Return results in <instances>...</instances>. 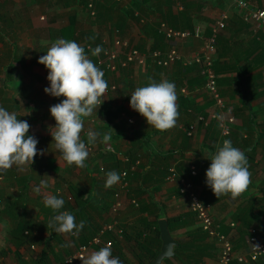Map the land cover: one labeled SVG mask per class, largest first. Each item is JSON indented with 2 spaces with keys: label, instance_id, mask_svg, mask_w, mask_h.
<instances>
[{
  "label": "crops",
  "instance_id": "1",
  "mask_svg": "<svg viewBox=\"0 0 264 264\" xmlns=\"http://www.w3.org/2000/svg\"><path fill=\"white\" fill-rule=\"evenodd\" d=\"M88 1L91 0H35L32 4L24 0L23 14L28 16L24 23L18 19L21 16V0H16L18 8L14 20L9 21L7 14L3 16L2 12L0 43H5L3 32L6 30L21 37L23 46L39 50L32 52L33 55L28 58L16 56L18 58L13 57L14 60L1 62L0 88L4 87V91H1L3 100L0 107L29 123L28 135L38 140V153L43 151V155L34 157L29 170L19 171L13 166L0 174V264H37L36 260L44 248L50 250L49 264H60L75 253L85 238L94 234L95 227L100 228L113 218L126 228L130 236H116V242L113 241L111 247L113 256L118 257L122 264H150L138 263L139 258L145 257L140 248L143 239L149 238V251L157 249L155 236H136V231L145 226L144 220L157 222L159 226L161 218L169 220L191 214L188 199L179 193L177 181H167L172 166L182 176L191 179V175L194 176L192 181L202 199L213 207L219 232L244 253L252 229L264 235V28L253 30L244 21L242 11L230 0H181L182 8L175 0H92L98 9L96 16L91 15L85 5ZM249 1L254 7L264 8V0ZM33 7L37 8L36 13H29L27 10ZM104 7L108 12H103L105 16L102 17ZM72 11L77 12V33L89 35H85L78 44L94 64L99 61L100 55L92 56L91 51H87V43L94 48L99 45L104 49L109 44L116 49V41L124 39L129 41L130 47L146 55L144 65L132 64L118 73L105 76L108 85H115L116 88L102 97L104 101L97 113L84 118L81 139L85 143L89 129L101 134L93 145L95 151L89 152L85 168L66 166L55 148L50 131H53L51 127L56 121L50 114V107L65 97L45 93L44 89L50 86L48 69L38 63L52 43L63 38L61 29L69 24ZM163 21L176 30L190 32V35L182 39L166 38L158 30ZM220 21L225 23V27L217 35L214 71L221 96L236 119L228 138L221 134L219 121L212 117L214 99L199 88L204 79L194 62L212 28ZM25 34L29 36L27 40ZM69 35L66 33L65 39L73 40ZM93 35L99 41H94ZM27 41L28 44L25 43ZM17 46L16 43L12 45L13 48ZM172 46L177 47L181 57L169 66L159 65L151 52L160 49L164 54ZM13 67L14 70L10 71L9 68ZM150 79L157 83L166 79L176 86L179 118L171 130H155L147 124L146 118L130 107L132 92L137 87L147 86ZM183 87L188 89V93H182ZM7 92H13L9 97L11 100L19 95L15 101L19 103L11 106L6 98ZM24 98L32 101L31 107L24 103ZM37 101L39 105H36ZM19 109H22L21 114H17ZM201 114L206 117L207 124L197 120ZM191 123H196V128L189 135L187 129ZM104 133H111L109 144L115 152L106 149L109 144L102 142ZM224 140H230L234 147L244 152L251 173L248 189L236 200L230 196L218 199L206 184V170L211 164L208 158L217 151L218 145L222 146ZM129 154L135 158L134 162L140 161L137 167L136 162L130 166ZM128 167L131 170L128 186L124 187L120 180L113 187L105 188L107 172L121 174ZM143 168L145 177H141ZM41 180L49 183L43 192L65 201L61 211L73 213L77 224L81 220L86 222L79 236L56 234L53 229L47 228L55 213L44 206L43 194L33 192ZM117 192L121 194L123 204L113 214L111 206ZM131 198L137 199L139 205H133ZM21 213L31 228L29 233L26 232L28 238L25 244L17 247L13 243L12 231L22 217ZM184 223L186 225H181ZM134 225H137L135 229ZM197 228L200 227L194 218L186 217L179 223H173L170 227L173 237L178 244L189 247L184 251L183 259V255L173 256L161 264H215L221 243L203 232H196ZM203 236L206 237L204 240L201 239ZM201 245L210 248L199 249ZM99 249L97 245H92L86 253L88 255ZM231 264H264V256L256 261H234Z\"/></svg>",
  "mask_w": 264,
  "mask_h": 264
},
{
  "label": "clouds",
  "instance_id": "2",
  "mask_svg": "<svg viewBox=\"0 0 264 264\" xmlns=\"http://www.w3.org/2000/svg\"><path fill=\"white\" fill-rule=\"evenodd\" d=\"M87 8L91 15H97L96 10H93L96 9L93 2L87 4ZM87 48L89 51L91 50L92 56H97L103 51L99 45L93 49L90 48V45H87ZM100 57L98 56L99 61L104 58V56ZM99 61L94 64L81 45L73 40L63 38H59L52 43L46 54L38 60V63L48 69L47 80L50 82V86L44 89L45 93L53 97H65L60 103L50 107V114L56 121L55 126L51 127L53 131L50 132L56 150L61 154L62 160L66 162L68 167L75 165L78 168H85L87 166L85 161L89 156V152L95 151L93 145L101 134L89 129L86 133L87 142L85 143L81 139V133L84 131V118L92 116L94 112L97 113L98 108L104 101L102 97L106 92L116 88L115 85L114 87L108 85L105 76L118 73L121 69L135 64L131 63L127 66L118 64L116 70L104 73ZM17 98H19V95ZM177 100L176 86L173 82L165 79L157 83L150 79L147 86L137 87L132 92L130 107L146 118L149 126L159 132H165L176 126L179 118ZM30 127L26 120H20L14 112H9L4 107H0V174L7 172L13 166L19 171L29 170L34 163V157L38 154L43 155V151L38 153V140L32 135H28ZM111 139V133H104L102 136L104 144H109ZM88 145H92L94 150H88ZM106 149L115 152L111 144L107 145ZM208 159H210L211 164L206 170V184L218 199L221 196H230L232 200H236L248 189L251 183V173L247 157L243 151L234 147L230 140H224L222 146L218 145L217 151L211 154ZM137 162L139 163L137 164ZM139 164L140 161H136L135 167ZM127 179L129 184L128 175ZM120 180L121 174L115 171L107 172L105 188L113 187ZM167 181H169L168 178ZM48 187V181L41 180L40 184L33 188L35 194H43L44 206L55 213L49 220L47 228L53 229L56 234L79 236L86 222L81 220L77 224L73 213L61 211L65 201L62 198H57L56 195L43 192ZM114 219L102 226L100 234L109 231L108 229L104 230V227ZM118 227L121 228L120 225ZM261 237H264V235ZM107 242L104 241L102 246L105 247L98 251H93L85 257H79L82 264H122L118 257L113 256L111 244L106 246ZM253 251H260L259 245L253 246Z\"/></svg>",
  "mask_w": 264,
  "mask_h": 264
},
{
  "label": "built area",
  "instance_id": "3",
  "mask_svg": "<svg viewBox=\"0 0 264 264\" xmlns=\"http://www.w3.org/2000/svg\"><path fill=\"white\" fill-rule=\"evenodd\" d=\"M230 1L242 10V17L244 21L249 23L253 30L259 31L260 29L264 28V8H256L248 0ZM176 2L178 7L182 8L181 1L176 0ZM224 26L225 23L220 21L216 26L213 27L211 36L206 40L202 52L195 56L194 62L198 65L199 72L205 79V91L211 97V99L213 98L215 101V109L213 110L212 117L219 121L221 134L225 138H228L232 134L236 119L233 111L228 107L225 99L221 96L217 75L213 68L214 55L216 52V36L219 30ZM158 30L168 39H182L190 35V32L188 31H179L169 27L165 21L160 24ZM116 44L118 48L120 47L119 49H114L112 46L107 44L104 52V58L99 61L104 73L116 70L118 68V64H121L122 66H127L131 63L144 65L146 61V55L144 52H141L135 47H130L129 41L124 39L117 40ZM151 53L155 61L162 66H169L181 57V53L176 46H172V48L164 54L158 50L152 51ZM181 91L182 93H188V89L186 87H183ZM129 120L133 122L132 119ZM197 120L204 121L206 124L208 123L206 117L202 114L199 115ZM195 128L196 123H191L187 129L188 134L192 135ZM88 150L93 151V146L88 145ZM138 163L139 162H137V164ZM127 175V170H123L121 172V182L124 187L128 186ZM167 178L173 183L177 181V186L180 193L188 199V211H192L196 215L199 227L205 231L210 238L212 237L217 239L221 243L220 253L215 264H230L233 261H238L241 263L256 261L264 255V237L259 235L257 229L251 230L246 251L241 253L234 248V245L230 239H228L223 233L219 232V225L215 222L211 203H208L202 199L200 192L192 179L190 177L180 175L175 166L169 168V175ZM130 201L136 206L139 205L137 199H130ZM122 204L121 194L117 192L115 194V201L111 206V212L115 214L120 209ZM118 224L119 222L115 218L111 223L104 227V230L108 229L116 231L117 234L121 236L122 229L118 227ZM102 243L103 242L100 236H96L89 244H81L75 253L72 256L66 258L61 264H82V260L79 257L87 256L86 251L88 247L91 246V244ZM108 244H111L112 246V241H108L106 246ZM255 245H259L260 251H253V246Z\"/></svg>",
  "mask_w": 264,
  "mask_h": 264
},
{
  "label": "trees",
  "instance_id": "4",
  "mask_svg": "<svg viewBox=\"0 0 264 264\" xmlns=\"http://www.w3.org/2000/svg\"><path fill=\"white\" fill-rule=\"evenodd\" d=\"M93 2V4H95V2L94 1H88L85 5H87V4H89V3H92ZM95 6H96V4H95ZM93 10H96V12H97V14H98V9H97V7H96V9H93ZM107 9H105V7H104V10L101 12V16L102 17H104L105 16V13L106 12H108V11H106ZM100 12H99V14H100ZM103 12H105V13H103ZM71 14H70V19H69V24L67 25V26H64V27H62V29H61V33H62V35H64L63 36V39H65V34L67 33V34H70L69 36L73 39V41H75V42H77V43H80L81 41H82V39L83 38H85V35L86 36H89L87 33L86 34H84V35H81L80 33H77V20H76V16H77V12L76 11H72V12H70ZM0 19H1V15H0ZM172 28V27H171ZM174 29V28H173ZM162 34V33H161ZM164 35V34H163ZM84 36V37H83ZM94 41H99V39H98V37H96V36H94L93 35V38H92ZM91 41V40H90ZM87 45H89V43H87ZM87 45H86V48H87ZM90 48L91 49H93L94 47L92 46V45H90ZM103 49V48H102ZM105 49H106V47L103 49V51H101V53H99L98 55H100L101 57L102 56H104V52H105ZM87 51H89V49L87 48ZM91 51V50H90ZM158 51H160V49L158 50ZM161 52V51H160ZM100 57V58H101ZM23 59V58H22ZM124 69V68H123ZM203 79H204V77H203ZM204 85H205V79L203 80V84H202V86L201 87H199V88H201V89H203L204 90V92L205 93H207L206 91H205V88H204ZM6 88V87H5ZM1 91H4V87H2V88H0V102H1V100H3L2 99V93H1ZM208 95V94H207ZM135 154V153H134ZM135 157H136V155H135ZM129 159H130V166L131 165H134V163L136 162H134V159L135 158H133V155H130L129 154ZM129 169H127V172H128V177H129V171H131L130 170V167H128ZM143 172L144 173H142L141 174V177H145V176H147V175H145V171H144V168H143ZM191 177H192V180L194 181V179H193V177L194 176H192L191 175ZM144 181H146V178H144L143 179ZM194 184H195V182H194ZM1 201H2V199H1ZM191 214H187V215H185L184 217L183 216H176V217H172V218H169V222H170V227L172 228V226H173V223H176V222H180V220H182V219H184V218H189V219H192V218H194L196 221H197V219H196V215L192 212V211H189ZM21 215H22V217L19 219V221L16 223V225H15V227L13 228V231H12V238H13V243H14V245L15 246H20L21 244H25V242H26V240H27V238H28V236L26 235V232H30V225L28 224V221L27 220H25V219H23V216H25L23 213H21ZM145 221V222H144ZM143 222L145 223V226H143V229L142 230H138V231H136V236L138 237V238H145V237H143V234H146L147 236L149 235V236H155L156 238H157V249L155 250V251H149V244H150V241H149V238L147 237V238H145V239H143V241H142V243H141V245H140V248L142 249V251L144 252V254H145V257H142V258H139V262L138 263H143V262H149V263H151V261L158 255V253H159V251H160V243H161V238H160V229H159V226H158V223L157 222H155V223H150V222H146V220H144ZM186 223H188V222H186ZM186 223H184V224H181V225H186ZM137 227V225H134V229ZM101 228L102 227H100V228H96L95 227V229H94V234L93 235H91V236H89V237H87V238H85V240H83L80 244H79V246L81 245V244H88L91 240H93V238L94 237H96V236H100L101 237V239L102 240H104L105 242L106 241H109V240H111V241H114V242H116V236H117V234H116V231H113V230H109V231H104L103 233H101L100 234V230H101ZM122 228V227H121ZM126 228H122V230H123V237H125V238H129L130 236L128 235V233H127V231L125 230ZM196 232H203L204 234H205V236H207L208 234L205 232V231H203L202 229H200V228H197V231ZM100 234V235H99ZM205 236H203L201 239L202 240H204L206 237ZM91 238V239H90ZM90 239V240H89ZM47 241V240H46ZM103 241V242H104ZM78 246V247H79ZM97 247L98 248H102V247H105V246H102V244H99V245H97ZM188 247L189 246H186L185 244H183V243H179L178 244V246L176 247V249H175V256H178L179 257V255H183V253H184V251H187V249H188ZM199 249H203V248H210V246H208L207 245V247H204L203 245H201V246H199L198 247ZM50 253V250H49V248H48V250H47V248H44L43 249V251L41 252V254H40V256L37 258V264H49V257H48V254ZM208 252H204V254H207ZM112 254H113V251H112ZM203 254V255H204ZM147 255V256H146ZM183 257H185L184 255L182 256V259H183ZM203 257V256H202ZM147 260V261H146ZM201 261H202V259H201Z\"/></svg>",
  "mask_w": 264,
  "mask_h": 264
},
{
  "label": "rangeland",
  "instance_id": "5",
  "mask_svg": "<svg viewBox=\"0 0 264 264\" xmlns=\"http://www.w3.org/2000/svg\"><path fill=\"white\" fill-rule=\"evenodd\" d=\"M12 1V2H10ZM23 1L24 0H21V3H22V6L20 7L21 8V16L18 18L20 21H24L26 20V18L28 17L27 16V13L26 14H23V10H24V5H23ZM29 2H32V4L35 2V0H29ZM17 4L18 2H16V0H0V15L2 17V12H3V16L5 15V13L7 14V16L9 17V21L10 20H14L16 18V10H17ZM25 11V10H24ZM29 11V13H36L37 11V8L33 7L31 10H27ZM14 13V15H13ZM13 15V16H12ZM13 18V19H12ZM25 22V21H24ZM23 22V23H24ZM11 23L14 24V21H12ZM25 25V24H24ZM2 27V24H1V21H0V28ZM5 28V27H3ZM4 30V29H3ZM5 34V43L4 44H1L0 43V64L1 62H8L10 59L14 60L15 58L13 57H16V56H22V57H30L32 56V52L39 50L38 48H30L28 46H23L22 43H21V37H17L16 36V33H8V31H4L3 32ZM27 33V32H26ZM25 37H26V40L29 38V36H27L25 34ZM7 39H9V41L7 42ZM17 44L18 46L16 48H13L12 45L14 44ZM26 44H28V41L25 42ZM21 44V46L19 45ZM43 48H46V46H43ZM47 49V48H46ZM40 50H42V48H40ZM18 58V57H16ZM15 67L13 68H9V70H14ZM13 84V83H12ZM12 86V85H11ZM12 89H13V86H12ZM25 93L26 90H23ZM13 94V92H7V96L6 98L8 99V101L10 102V105L11 106H15L16 104H18L19 102H15L16 101V98L18 97L17 94L14 96L13 100H11L9 97H11ZM24 103L25 104H29V107L30 106V103H32V101H30L29 98H24ZM21 106V104H19ZM36 105H39V101H37V104ZM22 113V109H19L17 114H21Z\"/></svg>",
  "mask_w": 264,
  "mask_h": 264
},
{
  "label": "water",
  "instance_id": "6",
  "mask_svg": "<svg viewBox=\"0 0 264 264\" xmlns=\"http://www.w3.org/2000/svg\"><path fill=\"white\" fill-rule=\"evenodd\" d=\"M160 236L162 240L161 250L150 264H161L163 260L175 256V248L178 241L173 237L168 218L159 219Z\"/></svg>",
  "mask_w": 264,
  "mask_h": 264
}]
</instances>
